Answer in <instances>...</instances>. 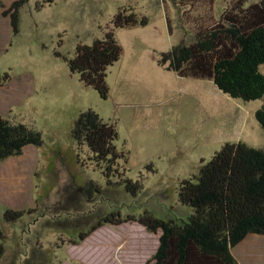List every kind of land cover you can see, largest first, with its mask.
Here are the masks:
<instances>
[{"label":"rangeland","instance_id":"obj_1","mask_svg":"<svg viewBox=\"0 0 264 264\" xmlns=\"http://www.w3.org/2000/svg\"><path fill=\"white\" fill-rule=\"evenodd\" d=\"M260 1L30 0L18 9V31L1 21L0 8V112L43 138L40 146L0 160L1 264H151L162 231L136 221L105 224L73 241L113 212H149L182 224L194 212L180 201L184 179L198 175L227 142L264 149V128L255 117L264 97L232 98L210 79L181 77L159 62L175 45L228 26L229 11ZM122 7L147 16L148 25L114 28ZM110 28L123 52L107 69L110 92L102 98L70 70L69 60L78 45L92 44ZM88 109L119 133L124 156L109 176L73 135ZM126 180L140 188L128 190ZM6 209L24 213L11 221Z\"/></svg>","mask_w":264,"mask_h":264},{"label":"trees","instance_id":"obj_2","mask_svg":"<svg viewBox=\"0 0 264 264\" xmlns=\"http://www.w3.org/2000/svg\"><path fill=\"white\" fill-rule=\"evenodd\" d=\"M28 0H17L10 9L15 31L19 30L18 9ZM54 0H45L52 3ZM0 7L4 3L0 0ZM228 26L217 24L206 30L196 42L180 43L162 54L160 64L182 77L212 79L216 86L233 98L245 101L264 97V0L243 6L238 12L229 11ZM147 16L133 8L123 7L114 15V28L146 26ZM114 28L107 29L102 38L92 44H80L69 60L72 72L94 87L102 98H108L107 69L122 55ZM9 73H6L7 77ZM5 81V79H4ZM264 128V105L255 113ZM73 135L79 144H86L98 165H105L106 174L115 167L123 153L116 142L119 133L114 124L105 122L93 109L83 111L77 118ZM41 132L22 122H13L0 112V160L23 154L27 145L40 146ZM127 189L136 192L138 183L126 180ZM180 201L193 208L188 221L177 224L149 212L122 217L119 212L102 216L87 231L80 232L78 244L105 224L119 225L139 222L149 231L161 229L160 244L151 264H239L231 248L249 233L264 234V149L249 146L243 141L227 142L198 175L184 179ZM23 211L6 209L5 217L15 221ZM0 228V264L5 255ZM77 264H79L77 262Z\"/></svg>","mask_w":264,"mask_h":264},{"label":"crops","instance_id":"obj_3","mask_svg":"<svg viewBox=\"0 0 264 264\" xmlns=\"http://www.w3.org/2000/svg\"><path fill=\"white\" fill-rule=\"evenodd\" d=\"M15 1L16 0H9V2L7 3L3 2V3L4 6L7 7L6 4L12 5ZM28 3H30V0H28L26 4ZM5 7L4 8L0 7L2 8L1 11L2 19L1 16L0 19L3 22L5 20H8L6 26L8 27L9 25H11L12 29H14L11 17L9 15L5 16L4 14ZM8 16L10 19L8 18ZM167 24H168V18H167ZM231 253L239 264H257L259 255L264 256V234L249 233L241 242H239L236 246L231 248Z\"/></svg>","mask_w":264,"mask_h":264},{"label":"clouds","instance_id":"obj_4","mask_svg":"<svg viewBox=\"0 0 264 264\" xmlns=\"http://www.w3.org/2000/svg\"><path fill=\"white\" fill-rule=\"evenodd\" d=\"M27 2H28V1H27ZM27 2H26V3H27ZM26 3H25V4H26ZM4 7H5V6H4ZM122 8H123V7H122ZM130 8H132V7H130ZM120 9H121V8H120ZM136 13H137V12H136ZM9 16H10V15H9ZM10 17H11V16H10ZM210 80H212V79H210ZM212 81H213V80H212ZM213 82H214V81H213ZM214 84H215V83H214ZM215 85H216V84H215ZM216 87H217V86H216ZM217 88H218V87H217ZM218 89H219V88H218ZM219 90H220V89H219ZM220 91H221V90H220ZM223 93H224V92H223ZM224 94H226V93H224ZM227 95H228V94H227ZM230 97H231V96H230ZM232 98H233V97H232ZM27 146H28V145H27ZM27 146H26V147H27ZM26 147H25V148H26ZM24 150H25V149H24ZM100 228H101V227H100ZM97 230H98V229H97ZM97 230H96V231H97ZM159 230H161V229H159ZM94 232H95V231H94ZM94 232H93V233H94ZM161 233H162V232H161ZM89 236H90V235H89ZM89 236H88V237H89ZM84 240H85V239H84ZM84 240H83V241H84Z\"/></svg>","mask_w":264,"mask_h":264}]
</instances>
